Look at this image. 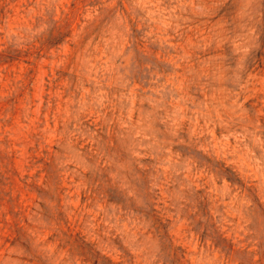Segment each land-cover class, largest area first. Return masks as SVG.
<instances>
[{
    "label": "rangeland",
    "instance_id": "rangeland-1",
    "mask_svg": "<svg viewBox=\"0 0 264 264\" xmlns=\"http://www.w3.org/2000/svg\"><path fill=\"white\" fill-rule=\"evenodd\" d=\"M0 264H264V0H0Z\"/></svg>",
    "mask_w": 264,
    "mask_h": 264
}]
</instances>
